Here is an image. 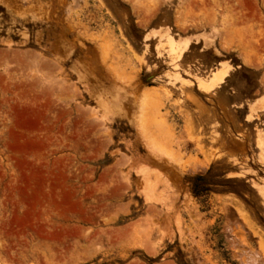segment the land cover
Here are the masks:
<instances>
[{
    "label": "rangeland",
    "instance_id": "374dc122",
    "mask_svg": "<svg viewBox=\"0 0 264 264\" xmlns=\"http://www.w3.org/2000/svg\"><path fill=\"white\" fill-rule=\"evenodd\" d=\"M15 1L0 0V264L260 252L264 0Z\"/></svg>",
    "mask_w": 264,
    "mask_h": 264
},
{
    "label": "bare ground",
    "instance_id": "6f19581e",
    "mask_svg": "<svg viewBox=\"0 0 264 264\" xmlns=\"http://www.w3.org/2000/svg\"><path fill=\"white\" fill-rule=\"evenodd\" d=\"M14 2H17V1H15L14 0ZM25 2V1H24ZM16 4V3H15ZM15 7H17L16 5H15ZM69 9V8H68ZM219 75H221V74H219ZM223 75V74H222ZM222 75H221V77H222ZM220 77V78H221ZM217 78L219 79V76H217ZM215 81H216V79H215ZM214 81V82H215ZM213 82V81H212ZM221 82V81H220ZM220 82H217V83H220ZM213 85H215V84H213ZM206 86H204V88H205ZM208 87V86H207ZM210 87V86H209ZM192 169V168H191ZM194 170V169H193ZM191 172H192V170H191ZM194 172V171H193ZM238 222V221H237ZM237 222H236V224H237ZM247 224V223H246ZM230 229V228H229ZM235 235V234H234ZM234 237V236H233ZM240 238H232L231 239V243L233 242L234 243V245H235V242L237 243V242H239V244L241 245V244H243L244 243V241L243 240H239ZM232 243V244H233ZM237 245V244H236ZM244 245V244H243ZM242 245V246H243ZM245 246H246V244H245ZM233 247V246H232ZM239 248H241V247H239ZM233 249V248H232ZM244 249V248H243ZM235 250V249H234ZM256 251V250H255ZM255 251H251V250H248V251H246L245 249H244V251L243 250H239V251H237L236 253H238V256H239V258H240V260H241V263L242 264H264V248L260 251V252H255ZM258 251V250H257ZM237 256V255H236ZM237 256V257H238ZM238 258V259H239Z\"/></svg>",
    "mask_w": 264,
    "mask_h": 264
}]
</instances>
